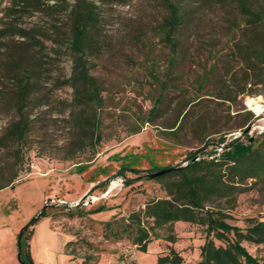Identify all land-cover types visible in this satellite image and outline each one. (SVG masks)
<instances>
[{"label":"rangeland","instance_id":"obj_1","mask_svg":"<svg viewBox=\"0 0 264 264\" xmlns=\"http://www.w3.org/2000/svg\"><path fill=\"white\" fill-rule=\"evenodd\" d=\"M91 1L99 18L80 55L102 90L95 132L75 120L96 116L76 99L78 54L70 49L76 0H0V140L8 145L0 144V185L19 174L0 189V264H157L170 246L183 264H198L207 237L203 219L176 221L171 230L146 218L147 249L133 242L124 230L129 215L167 191L155 177L125 179L186 165L220 136L240 134L264 147V0H246L250 12L239 0H173L182 21L170 70L160 28L165 0ZM16 63L34 70L18 157L7 135L19 119ZM159 80H167V90L153 113ZM249 98L260 102V112ZM196 172L221 178L206 208L243 229L264 220V170L245 176L228 164H205ZM242 244L264 259V242Z\"/></svg>","mask_w":264,"mask_h":264},{"label":"trees","instance_id":"obj_2","mask_svg":"<svg viewBox=\"0 0 264 264\" xmlns=\"http://www.w3.org/2000/svg\"><path fill=\"white\" fill-rule=\"evenodd\" d=\"M37 1V0H36ZM242 8L250 12L246 0H239ZM168 15L161 23L160 28L164 40L170 47L171 58L169 60V70L173 68L175 59L178 55V40L176 37L177 27L182 21V16L178 5L173 0H165ZM252 12V11H251ZM254 16L253 13H251ZM99 18L97 6L91 0H76L71 11V31L72 38L70 49L74 54H78L75 60L76 99L78 104L84 110L94 112L96 116L91 120L89 116L81 113L75 117L78 124L91 125L92 131L98 129L97 109L103 103L102 90L95 78L90 74L82 54L85 49L86 40L90 28L96 24ZM15 81L18 88L15 97L19 113V119L7 128V135L13 138L9 146V152L18 157L20 144L25 142V137L29 129V122L25 118V112L28 106L29 97L32 90L34 70L31 66L25 64H15ZM162 92L157 97L151 112H155L167 90V80H159ZM247 134V130H246ZM224 136H220L217 144L224 142ZM210 142L206 143L209 144ZM211 150L200 148L189 156V163L181 166H174L171 170L156 176L154 179L159 181L167 191V197L150 200L141 211L133 212L127 219L124 230L132 231L133 242L141 250H146L152 233L150 227L146 225L145 219H152L156 225H168L172 230V224L176 221H199L201 219L207 224V237L201 248V259L198 264H264V259L260 260L252 255L242 244L244 240L263 243L264 242V220L252 221L245 229L240 226L227 222L218 212L211 208H206L205 202L209 200L215 192L220 189L221 178L219 173L206 175L197 173L198 169L205 164L226 165L232 169L244 172L245 176L255 174L257 170H264V147L257 140L244 141L241 137H235L229 140L223 151L214 157H208V154L215 153V147ZM2 146H6L4 139L0 140ZM199 153H206L200 156ZM167 166L162 169L170 168ZM159 169V170H162ZM246 169V170H245ZM154 170L151 172H156ZM124 174V168L119 170ZM16 170L10 180L0 185V189L13 185L18 177ZM174 178L169 179V176ZM202 212V213H201ZM109 223V222H108ZM19 238V254H22V236ZM233 234V238L230 235ZM215 239L224 244H216ZM170 242L176 241V235L173 233L167 238ZM30 256V254L28 253ZM182 254L173 246L169 247V252L158 257L157 264H183Z\"/></svg>","mask_w":264,"mask_h":264},{"label":"water","instance_id":"obj_3","mask_svg":"<svg viewBox=\"0 0 264 264\" xmlns=\"http://www.w3.org/2000/svg\"><path fill=\"white\" fill-rule=\"evenodd\" d=\"M171 169H172V167L166 168V169H162V170H159V171H156V172H150V173L138 175V176L133 177V178H127V179H125V184H133V183L141 182V181H144V180L152 179V178H154L156 176H159V175H161V174H163L166 171H169Z\"/></svg>","mask_w":264,"mask_h":264},{"label":"built area","instance_id":"obj_4","mask_svg":"<svg viewBox=\"0 0 264 264\" xmlns=\"http://www.w3.org/2000/svg\"><path fill=\"white\" fill-rule=\"evenodd\" d=\"M239 136H240V134H236V135L234 136V138H235V137H239ZM232 139H233V138H232ZM228 140H231V139L228 138ZM227 142H228V141H227V138H226V140H225L224 142H221V143L217 144L216 147H215V153H214V154H208V157L212 158V157H214V155H219V154L223 151L224 146H225V144H226ZM199 158H200V156L196 157V159H199ZM79 204H80V202H76V205H79Z\"/></svg>","mask_w":264,"mask_h":264},{"label":"bare ground","instance_id":"obj_5","mask_svg":"<svg viewBox=\"0 0 264 264\" xmlns=\"http://www.w3.org/2000/svg\"><path fill=\"white\" fill-rule=\"evenodd\" d=\"M248 101H249V103L251 104L252 108H254L257 112H260V111H261V109H262V105L260 104L259 101H257L256 104H254L255 101H254L253 98H249ZM114 185H116V183H114L113 186H114Z\"/></svg>","mask_w":264,"mask_h":264}]
</instances>
